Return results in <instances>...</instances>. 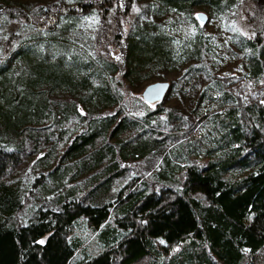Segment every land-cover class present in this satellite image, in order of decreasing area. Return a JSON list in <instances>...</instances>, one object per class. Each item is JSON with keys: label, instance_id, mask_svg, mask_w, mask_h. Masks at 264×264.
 <instances>
[{"label": "trees", "instance_id": "1", "mask_svg": "<svg viewBox=\"0 0 264 264\" xmlns=\"http://www.w3.org/2000/svg\"><path fill=\"white\" fill-rule=\"evenodd\" d=\"M138 1L75 0L29 12L0 6L8 23L25 20L46 33L99 20L92 58H40L35 35L6 40L0 264L264 263V25L238 38L249 51L245 82L228 85L206 69L215 80L191 116L142 94L145 108L134 114L125 91L140 69L202 58L209 37L192 9L216 16L237 2L153 0L193 23L188 44L174 49L167 36L122 26ZM242 1L261 23L264 0ZM26 159L44 171L36 183L49 197L27 219Z\"/></svg>", "mask_w": 264, "mask_h": 264}, {"label": "rangeland", "instance_id": "2", "mask_svg": "<svg viewBox=\"0 0 264 264\" xmlns=\"http://www.w3.org/2000/svg\"><path fill=\"white\" fill-rule=\"evenodd\" d=\"M74 1L0 0V6L6 5L20 11L22 9L29 12L52 4L64 6ZM159 7L156 1L139 0L137 7L121 20V24L126 30H132L136 27L139 31L142 30L148 34L167 36L169 38L168 42L174 49L188 44L187 41L189 42L194 33L193 29H195L189 17L177 15L173 11L159 9ZM135 9H139V11ZM192 11L195 17L197 13L205 15L203 26L197 20L201 31L209 37L202 58L192 59L184 64L162 67L151 64L148 68L140 69L137 75L130 79L129 90L125 91V101L132 106V113L138 114L145 108V105L139 101V99H142L139 95L148 85L153 83L163 82L169 86L166 95L160 101L163 108L172 109L189 117L193 114L196 97L211 81L215 80L214 76L207 75L206 69H209L212 74H216L220 78L224 77L228 85L235 87L239 86L240 81L247 76L246 64L249 51L246 48L240 49L241 43L238 38L239 36L248 38L254 36V33L258 31V26L264 25L263 19L260 23L259 13L255 8L245 1L237 0L231 9L216 16L209 14L210 12L206 7H194ZM3 17L0 16V58L4 54L7 45L6 40L11 33L19 34L22 38L35 35L37 40L33 42V46L40 58L46 56H48V59L55 56H60L63 59L72 56L79 58L93 57L92 41L95 26L99 21L98 17H88L78 22L70 30L57 29L52 33L33 29L28 26L25 20L8 23ZM94 20L96 22H93ZM108 78L110 79V76ZM117 79L120 80V77L118 76ZM155 104H149V108H156ZM159 116L165 118L163 114ZM171 123L175 127L179 124V121L173 120ZM22 170L24 186L29 195L22 216L27 219L34 209L43 203L47 204L49 197L40 189L41 184L36 183V180L44 171L31 159H26L22 163ZM33 183H36V185L32 186ZM91 238L93 239V237ZM91 238L89 243L93 241ZM78 258L80 256H77ZM135 264H149V259L144 258ZM259 264L264 263L260 261Z\"/></svg>", "mask_w": 264, "mask_h": 264}, {"label": "water", "instance_id": "3", "mask_svg": "<svg viewBox=\"0 0 264 264\" xmlns=\"http://www.w3.org/2000/svg\"><path fill=\"white\" fill-rule=\"evenodd\" d=\"M203 17L205 18V15H203ZM198 21L201 23L200 20H198ZM204 21H205V19L203 20V22ZM164 85H166L167 87H156V89L153 92H151L150 94L146 93V90L149 89L150 87L164 86ZM168 88H169L168 84L163 83V82L150 84L143 90L142 98L145 102L147 101L148 103L159 101L166 95Z\"/></svg>", "mask_w": 264, "mask_h": 264}, {"label": "snow or ice", "instance_id": "4", "mask_svg": "<svg viewBox=\"0 0 264 264\" xmlns=\"http://www.w3.org/2000/svg\"><path fill=\"white\" fill-rule=\"evenodd\" d=\"M136 11H139V9H135ZM196 19L197 20H200L201 21V26H203V20L205 19L204 17H203V15L202 14H200V13H197L196 14ZM93 22H96L95 20L93 21ZM193 32H195V29H193ZM117 59H119V57H117ZM156 87H167L166 85H164V86H153V87H150L149 89H147L146 90V93H148V94H150L151 92H153L155 89H156ZM147 102V101H146ZM262 103H264V101H261ZM141 115H142V113H141ZM45 241L44 240H40V241H38V243H40V244H43ZM161 243H163V241H161Z\"/></svg>", "mask_w": 264, "mask_h": 264}]
</instances>
